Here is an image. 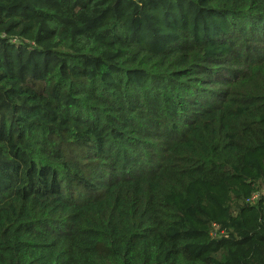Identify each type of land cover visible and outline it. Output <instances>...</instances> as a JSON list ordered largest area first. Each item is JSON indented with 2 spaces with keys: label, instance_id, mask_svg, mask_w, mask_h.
<instances>
[{
  "label": "trees",
  "instance_id": "obj_1",
  "mask_svg": "<svg viewBox=\"0 0 264 264\" xmlns=\"http://www.w3.org/2000/svg\"><path fill=\"white\" fill-rule=\"evenodd\" d=\"M0 264H264V0H0Z\"/></svg>",
  "mask_w": 264,
  "mask_h": 264
},
{
  "label": "rangeland",
  "instance_id": "obj_2",
  "mask_svg": "<svg viewBox=\"0 0 264 264\" xmlns=\"http://www.w3.org/2000/svg\"><path fill=\"white\" fill-rule=\"evenodd\" d=\"M256 198H257V195L254 197V200H256Z\"/></svg>",
  "mask_w": 264,
  "mask_h": 264
}]
</instances>
